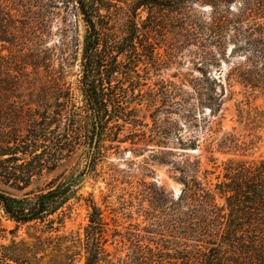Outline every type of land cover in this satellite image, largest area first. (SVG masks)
<instances>
[{"label": "rangeland", "instance_id": "374dc122", "mask_svg": "<svg viewBox=\"0 0 264 264\" xmlns=\"http://www.w3.org/2000/svg\"><path fill=\"white\" fill-rule=\"evenodd\" d=\"M140 1L147 5L138 6ZM96 3V21L107 29L113 50L119 49L108 59V66L115 64L118 73L104 82V88L112 89L122 115L116 117L110 108L100 120V138L92 154L95 121L85 93L89 34L78 0H0V88L5 89L0 102L7 106L9 122L27 124L31 108L47 112L63 149L71 151L58 172L35 182L27 192L1 185L0 189L22 197L44 189L62 173L78 183L64 208L59 233L43 234L34 224L18 226L0 210V250L14 241L32 246L39 238H51L48 248L38 249L39 261L30 260L33 264H58L65 256L58 235L68 237V243L73 237L84 239L95 208L109 225L106 247L117 264H142L156 243L175 236L161 231L169 227L171 202L183 192L180 171L187 161L201 158L200 178L212 188L225 181L230 160L249 166L264 162V93L230 80L242 62L230 57L233 46L227 61L207 70L194 54L196 48L186 46L179 14L151 7V0ZM191 8L201 24L209 22L210 6ZM204 70L224 87H218L219 95H224L222 107L216 112V107L198 108L197 101L190 100L200 118L189 122L186 100L188 94L194 95ZM196 137L200 147L188 148V141ZM225 138L233 140L232 148L221 146ZM210 142L214 146L209 147ZM82 256L71 264H85L86 254Z\"/></svg>", "mask_w": 264, "mask_h": 264}, {"label": "trees", "instance_id": "16d2710c", "mask_svg": "<svg viewBox=\"0 0 264 264\" xmlns=\"http://www.w3.org/2000/svg\"><path fill=\"white\" fill-rule=\"evenodd\" d=\"M96 1L78 0L89 34L85 93L95 121L93 146L96 138L97 144L99 142L100 120L109 115L110 108L116 117L122 115L112 89L107 92L104 88V82H111L118 73L115 64L108 66V59L119 49L113 50L116 46L110 43L107 29L99 27L96 21ZM142 2L138 6L145 7L147 3ZM196 5L212 8L208 23L201 24L191 14V7ZM232 5L238 6V10H234ZM151 7L181 16L182 33L188 40L186 46L196 48L194 54L202 61V66H207V70L227 61L228 49L233 46L230 57L241 58L242 62L235 66L230 80L252 92L264 93V0H151ZM114 44L118 45V42ZM209 77L204 70L203 80L193 89L194 95L188 94L186 117L189 122L200 118L194 115L196 105L190 100L197 101L198 108L216 107V112L222 107L224 95H219L218 87H224ZM2 90L5 89L0 88V95ZM211 110L213 113L214 108ZM7 111L4 102H0V185L25 193L35 182L58 172L71 151L63 149L60 134L53 128L47 112H33L31 108L27 124L12 126ZM232 143L233 140L225 138L221 146L232 148ZM186 146L198 149L200 140L196 137ZM211 146L214 142H210ZM70 148L72 150L74 146ZM201 171V158L187 161L181 169L179 182L184 186L183 192L178 200L171 202L166 221L169 227H163L161 231L175 236L162 241V245L156 243L157 246L149 250L150 255L144 256L141 263L264 264V162L249 166L230 160L225 181L215 188L201 180ZM77 186L75 178L62 173L51 179L44 189L31 191L22 197L0 189V210L7 220L18 226L34 224L41 227L43 234L59 233L65 223L64 208L75 196ZM1 223L0 220V229ZM108 226L102 213L95 208L84 239L73 237L68 243V237L58 235L59 248L65 250V256L58 264H71L84 253L85 264H117L106 247ZM161 235L166 238V235ZM122 237L121 242L124 243L125 237ZM49 239L39 238L32 246L14 241L10 247L15 250L10 254L2 252L10 247L1 246L0 263L33 264L31 259L39 261L38 249L51 245Z\"/></svg>", "mask_w": 264, "mask_h": 264}, {"label": "water", "instance_id": "95a60500", "mask_svg": "<svg viewBox=\"0 0 264 264\" xmlns=\"http://www.w3.org/2000/svg\"><path fill=\"white\" fill-rule=\"evenodd\" d=\"M97 140H98V138H96V140H95V143H94V146H93L92 154L94 153V151H95V149H96ZM91 160H92V158H91Z\"/></svg>", "mask_w": 264, "mask_h": 264}]
</instances>
